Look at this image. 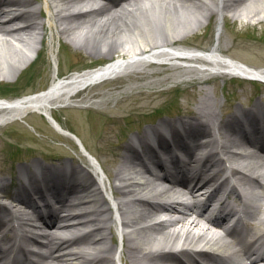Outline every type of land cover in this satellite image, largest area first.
I'll return each mask as SVG.
<instances>
[{"label": "bare ground", "instance_id": "bare-ground-1", "mask_svg": "<svg viewBox=\"0 0 264 264\" xmlns=\"http://www.w3.org/2000/svg\"><path fill=\"white\" fill-rule=\"evenodd\" d=\"M249 3L252 5L244 12ZM30 5H33L31 0H0V75L17 77L38 53L34 45L42 44L44 40L54 63L53 78L50 86L39 93L0 99V124L23 120L30 113H38L46 116L56 131L70 135L52 116L53 109L66 107L74 101L77 93L99 83L130 74L145 77L161 71L159 67L151 70V64L165 66L163 70L166 71L179 70L175 73L182 75L192 72L240 78L264 75V69H253L242 61L224 55L218 44L225 12L234 18L242 16L259 20V14L262 13L264 17V0H128L122 4L103 6L91 13L75 12L96 6L88 0H41L40 6L45 10L43 22L37 13L12 9ZM213 13L220 15V19L216 40L211 47L206 50L182 47L183 37L195 30L192 27L198 28L201 19L205 17L208 20ZM195 18L194 25L192 19ZM60 37L75 47H83L106 57L117 49L124 50L126 55L98 68L60 78L56 71L58 48L55 46L60 44ZM154 83L149 80L140 85H128L127 90ZM114 99L117 100L116 97ZM104 102L107 104L108 100L96 101L98 104ZM260 105L254 103L252 108ZM196 108L189 119L180 121L182 132L201 139L209 137L221 143L224 159L231 163L232 173L237 176L240 188L243 189L244 185L247 190L249 185H260L246 172L252 171V175L259 172L264 178V157L257 148H246L248 144L228 125L229 120L238 116L233 113L232 118L223 119L206 91ZM194 123L197 126L195 130L190 128ZM180 136L176 128L171 131L174 141ZM77 139L84 150L92 155ZM138 140L142 143L144 156L156 168L158 162L152 157L147 143L141 137ZM123 149L125 152L122 154L113 150L111 157L99 162V165L92 160L89 161V168L76 165L71 175H63L64 169L61 167L57 174L48 171L41 175L30 168H20L29 183L41 180L50 184L63 180L66 182L63 189L70 195L60 202L59 208H55V218L47 226L42 224L37 213L27 212L26 202L16 195L15 200L0 206V212L4 213L3 222L15 221L25 239L45 248L40 264H175L167 254L162 253V249L189 244L209 248L231 246L198 216L185 214L167 223L156 220L158 217L150 209L151 198L164 196V180L150 173L145 161L138 157L130 143H126ZM196 163L197 160H191L189 168L195 169ZM33 165L39 166L40 163ZM211 165L217 167L214 163ZM244 169L247 171L244 172ZM217 170L215 174L197 170L195 178L207 184L214 175L222 173L221 169ZM16 180L19 188L25 189L18 175ZM58 189L57 184H50L45 192L56 194ZM186 192L191 194L192 191L187 189ZM174 210L168 209L169 212ZM259 222H264V199L256 216L255 223ZM89 226L91 228L77 239L67 236L70 232ZM114 229L120 236V247H115L112 241ZM245 246L230 247V250L237 256ZM105 251L113 255L104 258L94 256ZM250 263L264 264V259H255Z\"/></svg>", "mask_w": 264, "mask_h": 264}, {"label": "rangeland", "instance_id": "rangeland-1", "mask_svg": "<svg viewBox=\"0 0 264 264\" xmlns=\"http://www.w3.org/2000/svg\"><path fill=\"white\" fill-rule=\"evenodd\" d=\"M32 1L35 3L37 0ZM251 5L252 3H249L244 12H247V7ZM33 11L39 9L36 7ZM222 16L223 24L218 44L223 54L252 67L264 68L263 14H259V20L242 16L234 18L226 12ZM39 17L41 21L44 19L40 14ZM197 18L192 19V24L195 25ZM217 24L218 14L213 13L208 20L203 17L201 25L198 28L193 26L192 29L195 30L183 37L182 44L190 49H209L216 40ZM60 41V44H55L58 48L56 71L60 78L98 68L110 60H119L126 55L124 50L117 49L110 53V57H106L83 47H75L65 42L62 37ZM83 44L86 42L83 41ZM34 46L39 49L40 44ZM158 67L161 71L149 76L130 74L77 93V97H107L108 103L102 104L101 109H97L100 106L94 104H89L90 107L86 108L60 107L52 110V116L62 128L78 135L92 154L93 161L99 165V162L111 157L113 150L120 154L125 152L123 147L129 136L140 133L148 125H155L157 119L172 121L179 116L189 117L190 111H193L205 91L213 101L215 109L225 113L231 112L233 106H249L252 101H258V93L264 96V86L237 77L210 74L206 83H199L200 74L195 72L182 75L183 73H175L179 70L166 71L163 70L165 66L157 64H151L149 68L152 70ZM53 71L54 63L43 40L42 49H39L36 58L17 77L0 75V98L27 96L46 90L51 84ZM173 72L174 76L171 75ZM178 75H181L183 80L177 87L158 90L164 80L166 83L179 80ZM149 80L155 83L133 87L132 90L125 87L130 84L140 85ZM114 97L117 98L116 101ZM58 159L61 163L69 162L71 166L81 165L89 168L90 165L87 157L82 154L80 145L72 137L57 132L41 114L31 113L25 117L24 122L16 120L0 124V178L4 179L11 189L15 184H10V180L15 179L19 168H32V162L49 166L51 160ZM112 237L115 247H120L121 239L115 229ZM111 255L113 254L110 253Z\"/></svg>", "mask_w": 264, "mask_h": 264}]
</instances>
